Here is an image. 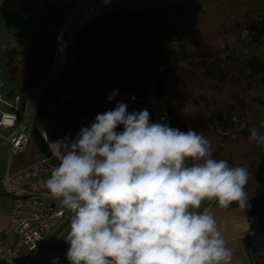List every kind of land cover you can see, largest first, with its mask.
Masks as SVG:
<instances>
[{"label": "trees", "instance_id": "trees-1", "mask_svg": "<svg viewBox=\"0 0 264 264\" xmlns=\"http://www.w3.org/2000/svg\"><path fill=\"white\" fill-rule=\"evenodd\" d=\"M35 1L47 11L39 32L15 39L6 53L16 123L32 86L53 63L48 31L64 3ZM79 7L65 26L73 28L71 38L47 73L27 142L10 170L40 160L59 163L52 141L75 139L119 102L131 113L136 101L156 98L170 127L197 131L211 142L214 159L247 168L246 242L253 264H264V146L249 139L250 129L264 131V0H110L75 25ZM5 184L0 176V196L19 197ZM70 215L67 210L64 224ZM0 264L14 263L0 255Z\"/></svg>", "mask_w": 264, "mask_h": 264}, {"label": "clouds", "instance_id": "clouds-1", "mask_svg": "<svg viewBox=\"0 0 264 264\" xmlns=\"http://www.w3.org/2000/svg\"><path fill=\"white\" fill-rule=\"evenodd\" d=\"M249 139L264 146V131L250 129ZM49 147L59 163L46 188L71 213L69 264H231L232 249L201 205L247 208L249 173L214 159L197 131L151 122L147 109L129 113L119 102Z\"/></svg>", "mask_w": 264, "mask_h": 264}, {"label": "built area", "instance_id": "built-area-1", "mask_svg": "<svg viewBox=\"0 0 264 264\" xmlns=\"http://www.w3.org/2000/svg\"><path fill=\"white\" fill-rule=\"evenodd\" d=\"M110 0H98L92 5L76 12L75 25L93 17ZM0 140L10 145V156L7 160L6 182L17 190L19 197L12 199L9 211L7 231L13 234V243L0 247V255L14 264H52L59 257V264H68L63 254H57L45 240L46 232L66 213L59 204L53 206L44 201L42 192L31 188L32 183L48 172V164L40 160L17 171L10 170L13 157L25 146L28 136L21 123H16V116L0 113Z\"/></svg>", "mask_w": 264, "mask_h": 264}, {"label": "rangeland", "instance_id": "rangeland-1", "mask_svg": "<svg viewBox=\"0 0 264 264\" xmlns=\"http://www.w3.org/2000/svg\"><path fill=\"white\" fill-rule=\"evenodd\" d=\"M56 1V0H48ZM94 0H64L58 16L49 27L48 42L51 51L53 52V63L50 65V69L53 64H58L64 56L65 42L71 38V31L73 28H65L69 18L73 14L77 5H88ZM98 1V0H97ZM147 1L155 0H129L131 4L139 5ZM83 8V7H81ZM47 11L41 7L35 0H2L0 2V113L11 114L17 116V93L10 80L9 73L6 67V53L8 45H11L15 39L23 36H29L37 34L39 32V24L45 19ZM66 29L63 39L60 36L63 30ZM68 29V30H67ZM50 69L41 73V77H44ZM35 82L34 85L38 84ZM33 85V86H34ZM27 97V104L22 113V116L18 122L22 124L23 131L27 133L30 129L33 112L36 99L35 89L33 87ZM31 107V108H30ZM31 109V110H30ZM1 134H5V129L0 130ZM10 156V147L4 144L0 140V176L4 178L7 172V160ZM5 188L8 191L17 190L11 187L8 183L5 184ZM9 197L0 196V201L8 202Z\"/></svg>", "mask_w": 264, "mask_h": 264}, {"label": "crops", "instance_id": "crops-1", "mask_svg": "<svg viewBox=\"0 0 264 264\" xmlns=\"http://www.w3.org/2000/svg\"><path fill=\"white\" fill-rule=\"evenodd\" d=\"M1 1L2 0H0V2ZM96 1L97 0H94L92 3L86 6L82 4V6L88 7ZM46 76L47 74L44 77H41V81L38 80V84L33 86L36 87L34 90L36 93V98L42 88ZM32 107L34 106L32 105ZM145 109H147L150 113L151 122H162L168 124L165 111L156 98H144L134 103L133 111L139 112ZM4 144L10 147L7 142H4ZM57 165L58 163H48V172L41 178L35 180L31 185V188L43 193L44 201L46 203L53 206H58L60 203L57 199H54L49 194L45 182L49 177L52 168ZM11 202L12 199L10 197L8 202L0 201V247L11 245L14 239L13 234L7 231V227L9 225V211ZM204 208H207L214 215L220 231L228 242V246L232 249L233 256L231 264H253L246 242V236L248 234L249 227L248 222L244 217L243 208H241L239 204L235 202L230 204L227 208H222L218 206L215 201L202 202L201 210ZM65 211L67 212V209H65ZM64 221L65 218H61L59 221H57L46 232L45 240L49 242L52 251L57 254H63V256L66 257V252L69 245L65 239L69 231L70 220L66 224H64Z\"/></svg>", "mask_w": 264, "mask_h": 264}]
</instances>
